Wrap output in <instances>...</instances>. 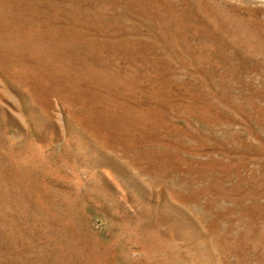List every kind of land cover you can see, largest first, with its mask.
I'll return each mask as SVG.
<instances>
[{"label":"rangeland","instance_id":"1","mask_svg":"<svg viewBox=\"0 0 264 264\" xmlns=\"http://www.w3.org/2000/svg\"><path fill=\"white\" fill-rule=\"evenodd\" d=\"M0 264H264V0H0Z\"/></svg>","mask_w":264,"mask_h":264}]
</instances>
